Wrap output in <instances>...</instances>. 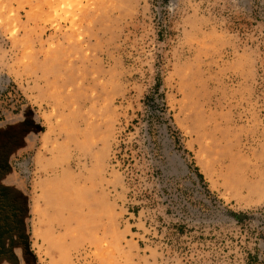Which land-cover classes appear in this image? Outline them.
I'll return each mask as SVG.
<instances>
[{
  "label": "rangeland",
  "instance_id": "1",
  "mask_svg": "<svg viewBox=\"0 0 264 264\" xmlns=\"http://www.w3.org/2000/svg\"><path fill=\"white\" fill-rule=\"evenodd\" d=\"M0 167V264H264V0H0Z\"/></svg>",
  "mask_w": 264,
  "mask_h": 264
},
{
  "label": "water",
  "instance_id": "2",
  "mask_svg": "<svg viewBox=\"0 0 264 264\" xmlns=\"http://www.w3.org/2000/svg\"><path fill=\"white\" fill-rule=\"evenodd\" d=\"M4 169L2 168V167H0V173L3 171ZM7 189V188H6ZM6 189H4V188H1L0 187V194L1 195H5L6 194ZM3 207L1 208L0 207V209H4L5 207H8V208H12V207H15V205L13 204V202H11V200H10V198L8 197V199L5 201V202H3V205H2ZM1 229H2V227H1ZM7 235H11V233L10 232H7ZM12 240H11V237L9 236V241H8V245H7V247H6V249H7V252L6 253H9L10 252V250H11V247H12V244H13V242H11ZM3 244H5L4 243V237H2L1 235H0V257H2L3 255H6V253H5V250L3 249ZM21 246V249L24 251L25 250V245H24V242H22V245H20ZM9 251V252H8Z\"/></svg>",
  "mask_w": 264,
  "mask_h": 264
},
{
  "label": "trees",
  "instance_id": "3",
  "mask_svg": "<svg viewBox=\"0 0 264 264\" xmlns=\"http://www.w3.org/2000/svg\"><path fill=\"white\" fill-rule=\"evenodd\" d=\"M166 130H168L169 138L171 139L173 145L175 147H177V149H180L181 148V146H180L181 142H180V138H179L177 132L174 131L171 127H166ZM198 175H200V174H198Z\"/></svg>",
  "mask_w": 264,
  "mask_h": 264
}]
</instances>
